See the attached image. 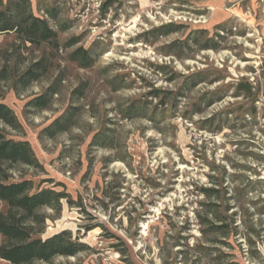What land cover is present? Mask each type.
Returning <instances> with one entry per match:
<instances>
[{
	"label": "rangeland",
	"instance_id": "rangeland-1",
	"mask_svg": "<svg viewBox=\"0 0 264 264\" xmlns=\"http://www.w3.org/2000/svg\"><path fill=\"white\" fill-rule=\"evenodd\" d=\"M31 5L56 40L0 32L1 100L22 123L0 127L39 161L9 166V180L70 193L61 212L42 210V236L67 229L86 246L35 264H230L235 252L264 264V0ZM36 61L47 70L22 89ZM50 87L47 108L30 105ZM62 116L65 130L45 135Z\"/></svg>",
	"mask_w": 264,
	"mask_h": 264
},
{
	"label": "trees",
	"instance_id": "trees-1",
	"mask_svg": "<svg viewBox=\"0 0 264 264\" xmlns=\"http://www.w3.org/2000/svg\"><path fill=\"white\" fill-rule=\"evenodd\" d=\"M18 32L25 41L40 44L55 39V32L48 21L36 16L33 12L31 0H0V32ZM91 56V55H90ZM88 65H93L92 58L86 57ZM47 64L36 61L18 77L22 89H26L33 82L40 80L46 72ZM8 67L0 70V82L7 79ZM246 92H252L250 83L246 84ZM53 88H48L46 94L33 98L31 106L45 109L54 95ZM0 93V123L19 130L22 123L15 111L1 100ZM68 118L62 116L44 129L45 135L54 136L65 130ZM24 163L39 166L38 158L28 141L15 140L7 137L5 129L0 127V260L11 264H35L37 261L50 263L57 256H76L85 250V244L73 240L71 232L64 229L61 232L42 236L48 218L43 209L52 208L59 212L63 210L62 201L68 198L67 191H57L52 187L34 190L31 180L10 181L9 166ZM216 189H206L209 197H217ZM212 215L222 224H213L211 230L218 235L229 236L227 244L233 247L236 235L231 225L225 224V217L219 216L215 209L210 208ZM206 219V225L212 223ZM183 253V252H182ZM234 257L230 264H242L238 259L239 252L227 254ZM236 257V258H235Z\"/></svg>",
	"mask_w": 264,
	"mask_h": 264
}]
</instances>
